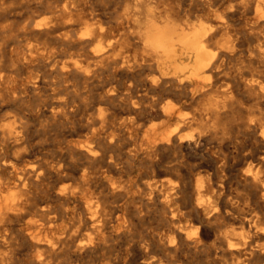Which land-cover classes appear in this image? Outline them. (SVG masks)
I'll list each match as a JSON object with an SVG mask.
<instances>
[{
  "label": "bare ground",
  "instance_id": "bare-ground-1",
  "mask_svg": "<svg viewBox=\"0 0 264 264\" xmlns=\"http://www.w3.org/2000/svg\"><path fill=\"white\" fill-rule=\"evenodd\" d=\"M0 264H264V0H0Z\"/></svg>",
  "mask_w": 264,
  "mask_h": 264
},
{
  "label": "rangeland",
  "instance_id": "rangeland-1",
  "mask_svg": "<svg viewBox=\"0 0 264 264\" xmlns=\"http://www.w3.org/2000/svg\"><path fill=\"white\" fill-rule=\"evenodd\" d=\"M20 40H21V37H17L15 42L20 41ZM14 45H15V43H11V44H10L11 47H13ZM238 167H239V166H238ZM238 167H237V168H238Z\"/></svg>",
  "mask_w": 264,
  "mask_h": 264
}]
</instances>
